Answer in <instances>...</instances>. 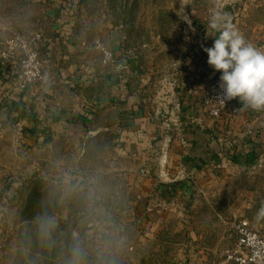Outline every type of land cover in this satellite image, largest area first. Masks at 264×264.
<instances>
[{
    "label": "rangeland",
    "instance_id": "1",
    "mask_svg": "<svg viewBox=\"0 0 264 264\" xmlns=\"http://www.w3.org/2000/svg\"><path fill=\"white\" fill-rule=\"evenodd\" d=\"M214 8L264 45V0H0V264H72L77 245L79 264H221L235 223L264 234V160L228 159L203 185L190 179L193 193L161 192L188 179L176 157L181 76L213 45ZM37 36L73 45L80 73L57 76ZM9 43L37 49L41 82L21 89L26 56L4 57ZM14 88L53 91L50 111L73 124L54 119L27 136L10 108ZM47 218L50 238L40 232Z\"/></svg>",
    "mask_w": 264,
    "mask_h": 264
},
{
    "label": "crops",
    "instance_id": "2",
    "mask_svg": "<svg viewBox=\"0 0 264 264\" xmlns=\"http://www.w3.org/2000/svg\"><path fill=\"white\" fill-rule=\"evenodd\" d=\"M241 33L243 34V31ZM57 40L52 38L51 41L49 37L47 41L43 39L41 43L48 56L56 54V75L69 79L80 73L76 71L75 64L79 62L80 57L74 52L73 45L61 46ZM254 45L264 50L262 43ZM193 59L189 70L182 72L181 102L178 106L185 119L180 123L176 157L182 167H185L188 179L176 181L174 186L170 185L169 191H172L173 195L175 191L191 193L195 187L191 186L190 179L195 178L197 186L203 185L209 178L221 172L220 168H224L223 162L228 159L238 161L240 164H258L264 160V110L256 111L243 106L238 112L237 122L232 127L230 125L220 127L219 123L215 124L213 120L207 119L200 98L204 92V84L209 85L210 81L219 80L220 73L208 65L207 53L203 49L201 55ZM200 66L205 67L204 74L199 73ZM4 83L6 85L3 90L9 87L6 81ZM12 95L14 101L10 108L21 120V129L26 131L27 136L37 138V128L41 124L47 128L52 127L54 119L60 122H56L53 128L62 124H66L67 127L73 124L71 116L65 111L59 109L50 111L53 91L45 93L42 89L36 88L25 93L14 88ZM135 115L137 116L135 113L129 115L127 113L122 119L133 121ZM26 141L27 144H31L33 140ZM166 187L168 186H161V192L165 191L166 195H170L166 192Z\"/></svg>",
    "mask_w": 264,
    "mask_h": 264
},
{
    "label": "clouds",
    "instance_id": "3",
    "mask_svg": "<svg viewBox=\"0 0 264 264\" xmlns=\"http://www.w3.org/2000/svg\"><path fill=\"white\" fill-rule=\"evenodd\" d=\"M181 11L180 8L177 15L190 25L188 15L181 16ZM208 27L216 35L207 34L213 38V45L203 47V51L207 53L208 65L220 73L221 94L217 100L224 105L238 99L242 106L264 110V50L248 41L232 23L231 16L218 8L211 10ZM258 216L264 217V207L259 209ZM54 226L52 218L45 219L40 226L41 235L50 238ZM72 252V264H79L81 249L77 245Z\"/></svg>",
    "mask_w": 264,
    "mask_h": 264
},
{
    "label": "built area",
    "instance_id": "4",
    "mask_svg": "<svg viewBox=\"0 0 264 264\" xmlns=\"http://www.w3.org/2000/svg\"><path fill=\"white\" fill-rule=\"evenodd\" d=\"M38 42L41 36H37ZM8 52L1 51L6 57L9 55L24 54L23 64L25 72L20 76L21 89L26 90L29 85L43 80L38 53L30 44L26 43L19 47H13L9 43ZM105 62L113 61V53L109 49L102 48ZM199 73L204 74L205 68L199 67ZM221 94L219 84H212L208 91L202 94L200 104L208 108L210 116L219 123H225L232 117H236L242 104L236 107L237 99L226 101L224 105L217 99ZM234 241L222 250L221 264H264V234L256 230L247 220H241L232 226Z\"/></svg>",
    "mask_w": 264,
    "mask_h": 264
},
{
    "label": "trees",
    "instance_id": "5",
    "mask_svg": "<svg viewBox=\"0 0 264 264\" xmlns=\"http://www.w3.org/2000/svg\"><path fill=\"white\" fill-rule=\"evenodd\" d=\"M204 67V66H203ZM205 68V67H204ZM141 114V113H140ZM220 124V127H224V125H225V123H219ZM169 188H170V186H168V187H166V192H169V194H170V196H173V193H172V191H169ZM168 190V191H167ZM173 191H174V189H173ZM112 206V205H111Z\"/></svg>",
    "mask_w": 264,
    "mask_h": 264
}]
</instances>
